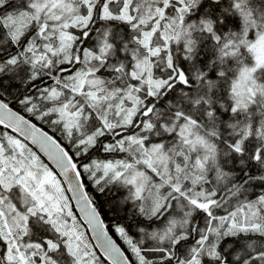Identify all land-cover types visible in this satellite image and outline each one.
I'll list each match as a JSON object with an SVG mask.
<instances>
[{
	"label": "snow or ice",
	"instance_id": "6c2138e0",
	"mask_svg": "<svg viewBox=\"0 0 264 264\" xmlns=\"http://www.w3.org/2000/svg\"><path fill=\"white\" fill-rule=\"evenodd\" d=\"M0 125V264H264V0H0Z\"/></svg>",
	"mask_w": 264,
	"mask_h": 264
},
{
	"label": "trees",
	"instance_id": "16d2710c",
	"mask_svg": "<svg viewBox=\"0 0 264 264\" xmlns=\"http://www.w3.org/2000/svg\"><path fill=\"white\" fill-rule=\"evenodd\" d=\"M11 107H13V109L15 110H18L20 111V106L19 105H10ZM21 114H23L24 116L30 118V120L37 124L39 127H41L43 130L49 132L51 135H53L54 137L57 138V136L55 135V133L57 131H54V128L53 126L50 124V123H46L44 121H39V120H36L34 117H30L26 112H20ZM3 131H7L8 134H12V132L8 131L7 129H4L3 126L0 125V132H3ZM21 139V138H19ZM62 137V142L66 139H64ZM22 140V139H21ZM59 140V139H58ZM107 142V141H105ZM29 147H31L29 145ZM71 153H75V150L72 149V148H69L68 149ZM34 151V150H33ZM91 156L92 158L94 159H98V160H111V159H120V158H124L125 157V154L123 153H105L102 151V149H98V150H93L91 152ZM77 160H86V158L84 157H77ZM85 182L89 185V188H88V191L92 192L93 195L95 197H97L96 199V203L100 206V211L103 213L102 217L103 219H105L106 223L111 226L113 224H115L117 221H119L120 223H126L127 222V218L130 216V214L132 213L133 211V208L128 206L127 204L124 206V211L122 212H119V213H116L115 211L113 210H110V202L113 201V200H116V199H120L122 198L123 196L127 195V192L126 190L124 189H119L118 191L116 190V188L114 186H109V190H108V193L109 194H105V195H101L97 192H94L93 190V187H92V184H91V181H88L87 180V177H85ZM259 192V191H258ZM257 192V193H258ZM67 195V194H66ZM72 206V205H71ZM73 209V207H72ZM73 212H74V215H76L77 217V214L75 212V210L73 209ZM77 220L78 222L79 219L77 217ZM111 235L113 236V238L115 240H117V242H120L118 236H116L114 234V230L110 231ZM40 234V233H39ZM125 248V247H123ZM96 252V251H95ZM130 255V253H128ZM96 255L100 258L101 262L103 264H107L102 258L101 256H99V254L96 252Z\"/></svg>",
	"mask_w": 264,
	"mask_h": 264
},
{
	"label": "bare ground",
	"instance_id": "6f19581e",
	"mask_svg": "<svg viewBox=\"0 0 264 264\" xmlns=\"http://www.w3.org/2000/svg\"><path fill=\"white\" fill-rule=\"evenodd\" d=\"M15 110V109H14ZM16 111H18V110H16ZM23 112V110L22 109H20V111L19 112ZM37 125V124H36ZM38 126V125H37ZM39 127V126H38ZM41 128V127H40ZM9 131V130H8ZM11 132V131H10ZM49 133V132H48ZM50 134V133H49ZM10 135H13V136H17V138H21V137H19L16 133H13L12 132V134H10ZM51 135V134H50ZM55 135L57 136V138L56 137H54V138H56V139H59L58 140V142H60L63 146H65L66 147V150H68L70 147L68 146V141L67 140H64L63 142H62V134H61V132L60 131H57L56 133H55ZM22 139V138H21ZM79 162H81V163H87L88 162V160L86 159V160H79ZM86 177V176H85ZM84 182H85V180H84ZM257 192L259 191V189H257L256 190ZM70 203H71V205H72V207H73V209L75 210V208H74V205H73V203H72V201L70 200ZM128 206H130V207H132V205H131V203H128L127 204ZM76 212V211H75ZM102 219H103V217H102ZM80 222V225H81V227H82V229L85 231V234L87 235V237L88 238H90V235H89V233H88V230H87V227L84 225V223L81 221V220H79ZM107 224V223H106ZM108 225V224H107ZM109 234H111L110 232H109ZM40 235H42V236H50L51 234L50 233H44V232H40ZM119 240H120V242H118V244L120 245V246H122V248L123 247H125L126 248V246H124L123 245V241L119 238Z\"/></svg>",
	"mask_w": 264,
	"mask_h": 264
},
{
	"label": "water",
	"instance_id": "95a60500",
	"mask_svg": "<svg viewBox=\"0 0 264 264\" xmlns=\"http://www.w3.org/2000/svg\"><path fill=\"white\" fill-rule=\"evenodd\" d=\"M21 114V113H20ZM22 115V114H21ZM26 118V117H25ZM28 119V118H27ZM32 122V121H31ZM33 123V122H32ZM2 126V125H1ZM38 127V126H37ZM9 131H11V129H8ZM41 130L42 131H45V130H43L42 128H41ZM12 132V131H11ZM22 138V137H21ZM23 139V138H22ZM48 164H49V166L50 167H53L54 168V166L51 164V162L50 161H48V158L46 157V156H44L42 153H40L39 152V150L35 147V146H33V145H31V144H29ZM65 188H67V185H65ZM68 193V195H69V197L71 198V196H72V193L71 192H67ZM72 201V203H73V205H74V208H75V211H76V213H77V215H78V217H79V219L84 223V225L87 227V225H86V223L81 219V215H80V213H79V211L77 210V206H76V203H75V201L74 200H71ZM88 233H89V235H90V238L92 239V241H93V243H94V245H95V247H96V240L94 239V234L91 232V231H88ZM114 240V239H113ZM119 246V245H118ZM97 248V250L99 251V253L103 256V254H102V250L100 249V248H98V247H96ZM104 257V256H103Z\"/></svg>",
	"mask_w": 264,
	"mask_h": 264
},
{
	"label": "rangeland",
	"instance_id": "374dc122",
	"mask_svg": "<svg viewBox=\"0 0 264 264\" xmlns=\"http://www.w3.org/2000/svg\"><path fill=\"white\" fill-rule=\"evenodd\" d=\"M87 237V236H86ZM88 238V237H87ZM119 238V237H118ZM89 240V239H88Z\"/></svg>",
	"mask_w": 264,
	"mask_h": 264
}]
</instances>
